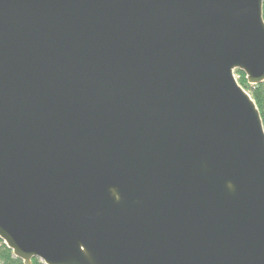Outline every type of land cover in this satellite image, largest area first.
<instances>
[{"label":"water","instance_id":"1","mask_svg":"<svg viewBox=\"0 0 264 264\" xmlns=\"http://www.w3.org/2000/svg\"><path fill=\"white\" fill-rule=\"evenodd\" d=\"M264 0H0V240L23 264H264Z\"/></svg>","mask_w":264,"mask_h":264},{"label":"trees","instance_id":"2","mask_svg":"<svg viewBox=\"0 0 264 264\" xmlns=\"http://www.w3.org/2000/svg\"><path fill=\"white\" fill-rule=\"evenodd\" d=\"M262 18L264 21V4L262 6ZM235 76L239 85L244 88L249 94L251 95L252 99L254 100L256 107L260 113L263 126H264V82L256 85L250 86L247 84L245 76L241 73L236 71ZM0 264H23L21 260L16 259L12 252L7 249V247L3 244L0 240ZM32 264H42L39 260H32Z\"/></svg>","mask_w":264,"mask_h":264}]
</instances>
